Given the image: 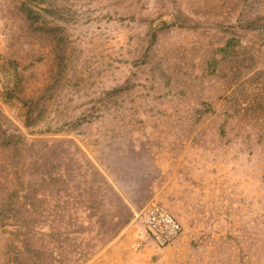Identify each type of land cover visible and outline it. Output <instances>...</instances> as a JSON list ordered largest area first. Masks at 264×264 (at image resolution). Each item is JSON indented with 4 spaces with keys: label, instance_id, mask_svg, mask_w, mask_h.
Returning <instances> with one entry per match:
<instances>
[{
    "label": "rangeland",
    "instance_id": "obj_1",
    "mask_svg": "<svg viewBox=\"0 0 264 264\" xmlns=\"http://www.w3.org/2000/svg\"><path fill=\"white\" fill-rule=\"evenodd\" d=\"M0 264H264V0H0Z\"/></svg>",
    "mask_w": 264,
    "mask_h": 264
},
{
    "label": "built area",
    "instance_id": "obj_2",
    "mask_svg": "<svg viewBox=\"0 0 264 264\" xmlns=\"http://www.w3.org/2000/svg\"><path fill=\"white\" fill-rule=\"evenodd\" d=\"M137 218L160 246L170 245L183 233L184 227L180 219L158 202L149 204L137 214Z\"/></svg>",
    "mask_w": 264,
    "mask_h": 264
},
{
    "label": "trees",
    "instance_id": "obj_3",
    "mask_svg": "<svg viewBox=\"0 0 264 264\" xmlns=\"http://www.w3.org/2000/svg\"><path fill=\"white\" fill-rule=\"evenodd\" d=\"M256 22H257V21H251V22H249L248 24H246L245 26L254 27V26H256V25H255ZM114 220H116L117 222H116V224H115V227L112 228V229L108 232L109 234H107V237H106L107 240H111V239L115 238V237L118 235L119 231L123 228V226L128 222L129 218H125V217H124V218L122 219V218L120 217L119 214H115V215H114ZM95 252H96V249L92 250L91 255L94 254ZM91 255H90V256H91ZM79 257H80V251L75 253V258H76V260L79 261Z\"/></svg>",
    "mask_w": 264,
    "mask_h": 264
}]
</instances>
